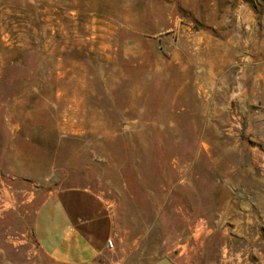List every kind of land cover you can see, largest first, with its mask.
<instances>
[{"label": "rangeland", "instance_id": "1", "mask_svg": "<svg viewBox=\"0 0 264 264\" xmlns=\"http://www.w3.org/2000/svg\"><path fill=\"white\" fill-rule=\"evenodd\" d=\"M70 187L119 264H264V0H0V264Z\"/></svg>", "mask_w": 264, "mask_h": 264}, {"label": "crops", "instance_id": "2", "mask_svg": "<svg viewBox=\"0 0 264 264\" xmlns=\"http://www.w3.org/2000/svg\"><path fill=\"white\" fill-rule=\"evenodd\" d=\"M37 238L53 264H119L113 203L89 187L63 188L51 194L37 215Z\"/></svg>", "mask_w": 264, "mask_h": 264}, {"label": "water", "instance_id": "3", "mask_svg": "<svg viewBox=\"0 0 264 264\" xmlns=\"http://www.w3.org/2000/svg\"><path fill=\"white\" fill-rule=\"evenodd\" d=\"M155 264H175L168 258H162L159 261H157Z\"/></svg>", "mask_w": 264, "mask_h": 264}, {"label": "built area", "instance_id": "4", "mask_svg": "<svg viewBox=\"0 0 264 264\" xmlns=\"http://www.w3.org/2000/svg\"><path fill=\"white\" fill-rule=\"evenodd\" d=\"M107 246H108V249L114 250V248H115L114 240L113 239H110L108 241V243H107Z\"/></svg>", "mask_w": 264, "mask_h": 264}]
</instances>
